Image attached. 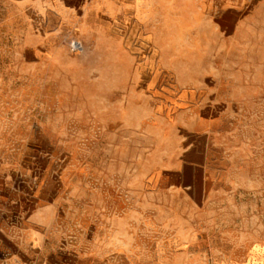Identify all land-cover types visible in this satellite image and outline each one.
<instances>
[{
    "label": "rangeland",
    "instance_id": "1",
    "mask_svg": "<svg viewBox=\"0 0 264 264\" xmlns=\"http://www.w3.org/2000/svg\"><path fill=\"white\" fill-rule=\"evenodd\" d=\"M0 264H264V0H0Z\"/></svg>",
    "mask_w": 264,
    "mask_h": 264
},
{
    "label": "built area",
    "instance_id": "2",
    "mask_svg": "<svg viewBox=\"0 0 264 264\" xmlns=\"http://www.w3.org/2000/svg\"><path fill=\"white\" fill-rule=\"evenodd\" d=\"M77 48V46H75Z\"/></svg>",
    "mask_w": 264,
    "mask_h": 264
}]
</instances>
